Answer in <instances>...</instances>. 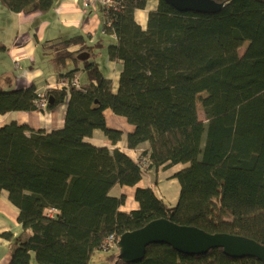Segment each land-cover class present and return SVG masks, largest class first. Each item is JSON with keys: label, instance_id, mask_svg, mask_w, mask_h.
<instances>
[{"label": "trees", "instance_id": "16d2710c", "mask_svg": "<svg viewBox=\"0 0 264 264\" xmlns=\"http://www.w3.org/2000/svg\"><path fill=\"white\" fill-rule=\"evenodd\" d=\"M150 1L157 4L142 28L135 12ZM213 1L223 6L215 14L180 12L163 0H110L98 5L96 34L43 47L55 88L0 89V115L36 111L42 98L45 111L66 106L63 125L49 132L0 126V193L18 209L21 228L16 237L2 235L10 241L8 264H89L109 236L117 241L159 219L264 246V0ZM0 3L13 14H48L57 0ZM103 48L105 59L122 67L115 92L96 61ZM105 110L132 127L128 150L146 144L136 158L86 141L95 131L112 146L121 139L122 132L107 127ZM175 169L174 207L151 187H136L138 208L119 211L125 196H112L113 188L135 187L148 173L156 186L159 173ZM108 252L110 264H127L117 248ZM129 264L260 262L221 249L184 255L152 244Z\"/></svg>", "mask_w": 264, "mask_h": 264}, {"label": "crops", "instance_id": "0c3cea01", "mask_svg": "<svg viewBox=\"0 0 264 264\" xmlns=\"http://www.w3.org/2000/svg\"><path fill=\"white\" fill-rule=\"evenodd\" d=\"M150 3L154 5V8L156 7L155 4L157 3L150 1L145 10ZM7 13V19L15 21L18 27L16 33L7 42L0 41L1 90L18 89L31 85L35 86L37 92H45L49 88H55L57 85L55 69L51 63H47L48 60L42 54V43L45 40L53 41L76 33L94 35L98 31L101 22L99 7L90 8L85 5L83 0H57L55 9L48 14ZM146 19L147 16L143 15V10L135 12V20L142 28L146 25ZM103 53L104 51L101 52L100 56L104 60L103 63L107 70L106 78L111 81L112 90L115 92L122 67L120 64L105 59ZM65 110L66 106L63 104L53 111L10 112L0 115V126L16 122L33 130L49 132L63 125ZM104 117L108 128L122 132L119 142L112 146L100 131L93 132L92 136L86 141L97 147L118 148L130 157L136 158L139 152L146 147V144L135 151L128 150L126 136L132 132V127L121 118L116 117L110 110L104 111ZM175 172L169 174L159 173L158 185L155 186L153 183L151 187L155 194L156 188H160L161 199L169 208L176 205L179 197V184L172 177ZM149 181L150 179L143 176L135 187L118 186L113 188L110 192L112 196L121 194L125 196V202L119 208V211L129 213L136 210L138 204L134 199L135 188L150 186L147 185ZM114 190L115 194H112ZM18 214V209L9 202L6 193L1 192L0 264H8L10 260V241L4 239L2 235L11 233L13 237H16L21 233L20 225L17 222Z\"/></svg>", "mask_w": 264, "mask_h": 264}, {"label": "water", "instance_id": "95a60500", "mask_svg": "<svg viewBox=\"0 0 264 264\" xmlns=\"http://www.w3.org/2000/svg\"><path fill=\"white\" fill-rule=\"evenodd\" d=\"M180 12L215 14L222 4L213 0H163ZM87 55L80 54L79 60ZM48 103H51L50 98ZM152 244H165L184 255H202L221 249L230 258H253L264 264V246L253 240L227 234H209L193 227L178 226L166 219L152 221L139 230L126 232L116 241L117 259L123 263L141 261L146 248Z\"/></svg>", "mask_w": 264, "mask_h": 264}, {"label": "rangeland", "instance_id": "374dc122", "mask_svg": "<svg viewBox=\"0 0 264 264\" xmlns=\"http://www.w3.org/2000/svg\"><path fill=\"white\" fill-rule=\"evenodd\" d=\"M84 3L87 6V2L84 1ZM155 6H156V4H155ZM96 7L97 6H95L94 8H96ZM90 8H92V7H90ZM154 9H155L154 8V5H152L150 3L148 5V8L146 10L145 9L143 10V15L144 16L145 15L147 16V14L150 11H153ZM7 12L8 11L5 9V7L0 3V41H3V42H7L10 39V37L16 33V29L18 27V25H17V23L15 21H10L9 19H7V16H6L8 14ZM46 43H47L46 40L42 43L44 45V46L43 45L41 46V52H42V54H43V47H45ZM244 48H245V43H242L238 47V51H237L238 54H241V52L244 50ZM102 51H104L103 54L106 55L105 49L102 50ZM98 52H100V51H98ZM96 61H97V64L99 65L101 71L106 76L107 70H106V68L104 66V63L102 61L101 56L98 55V57H96ZM47 63H50V62L47 61ZM67 69L68 70L72 69V66L69 65V67ZM62 73H65V70H62ZM197 108H198V114H199L200 119H203V114L201 112V109H200V105L199 104H197ZM175 171H176V169L173 170V171H171V172H169V173H172V172H175ZM169 173H166V174H169ZM150 175L154 179V176H153L152 173L144 174V178L150 179V181L147 184V185H150V186H146V187H152V185H153L152 177ZM173 175H174V173H173ZM173 175H172V177H173ZM162 188H163V186H162ZM156 189H157L156 194L161 198V196H160V188H156ZM112 194H115V190L112 191ZM106 252H108V251H106ZM106 252H104V251H102V252H100V251L99 252H95L94 255L92 256L91 262L89 264H110V262L107 260V257H106L110 252H108V253H106Z\"/></svg>", "mask_w": 264, "mask_h": 264}, {"label": "built area", "instance_id": "2783aa9c", "mask_svg": "<svg viewBox=\"0 0 264 264\" xmlns=\"http://www.w3.org/2000/svg\"><path fill=\"white\" fill-rule=\"evenodd\" d=\"M84 1L87 2L88 7H92V8L98 5H103V6L110 5V0H84ZM35 104L38 110H43L47 104V99L42 98L41 100L36 101ZM115 248H116V241L113 236H109L106 240L103 250L106 252Z\"/></svg>", "mask_w": 264, "mask_h": 264}, {"label": "bare ground", "instance_id": "6f19581e", "mask_svg": "<svg viewBox=\"0 0 264 264\" xmlns=\"http://www.w3.org/2000/svg\"><path fill=\"white\" fill-rule=\"evenodd\" d=\"M43 110L45 111V108Z\"/></svg>", "mask_w": 264, "mask_h": 264}]
</instances>
